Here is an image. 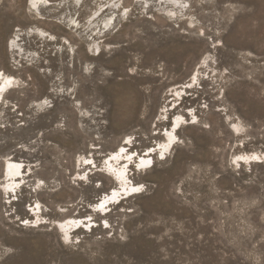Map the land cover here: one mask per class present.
Returning <instances> with one entry per match:
<instances>
[{
    "label": "rangeland",
    "instance_id": "374dc122",
    "mask_svg": "<svg viewBox=\"0 0 264 264\" xmlns=\"http://www.w3.org/2000/svg\"><path fill=\"white\" fill-rule=\"evenodd\" d=\"M178 1L0 0V70L17 83L0 105V182L6 157L26 170L0 191V264H264V162L234 161L264 154V0ZM125 138L154 149L150 169L127 170L141 194L91 212ZM71 217L93 228L61 237L51 221Z\"/></svg>",
    "mask_w": 264,
    "mask_h": 264
},
{
    "label": "bare ground",
    "instance_id": "6f19581e",
    "mask_svg": "<svg viewBox=\"0 0 264 264\" xmlns=\"http://www.w3.org/2000/svg\"><path fill=\"white\" fill-rule=\"evenodd\" d=\"M30 0V4H31ZM162 3V0H160ZM164 4L167 5L169 9H167V12L173 13L172 10H174L175 7H178L180 5L181 7H184L183 4H181L178 0H163ZM163 4V3H162ZM169 4H172L173 7ZM115 7V6H114ZM117 8V6L115 7ZM111 20V19H110ZM71 24L75 25L76 22L72 19ZM111 26V25H110ZM109 26V27H110ZM105 28H108V23H106ZM110 29H107V32L105 33V36L108 35V31ZM30 35H33L43 41L48 40L47 37H51L50 35H47L45 31L34 27L31 28L30 30H27ZM12 39V38H11ZM14 39V38H13ZM13 39L10 40L7 43V49L11 50L13 46ZM96 47V46H95ZM200 68H204L203 63H199L197 72L193 74L191 77L190 81L192 83L189 85L192 87L194 82H197L199 80L198 77V72ZM184 84V83H183ZM182 84H177L174 85L169 92L166 94L169 98H173L172 102H177L181 96H180V88ZM17 83L15 82L14 78L7 75L4 73L2 70H0V105H3L4 103V97L7 95L9 92L12 90L16 89ZM175 91L176 94L173 95L172 92ZM4 94V96H3ZM3 96V99H2ZM175 96V97H174ZM178 98H177V97ZM39 108L43 109L44 105L42 103L36 105ZM183 120L184 118L181 115L175 116L171 125V129L167 128V130L164 132L165 135H163V143L160 144L159 148V153L161 158L165 159L167 152L171 151L174 149L176 145V134H174L175 131H178L181 129L183 126ZM232 130L238 132L239 128L238 125L234 124L232 125ZM131 141L129 138H125L123 140L122 145H118L119 147L116 150L111 151L109 154H107L104 157V169L106 172V175L114 182L115 186L111 187L110 192L103 195L102 198H100L96 204L91 205L90 211L96 212L99 214H106L107 209L110 207L114 206L119 200L123 199H129L132 196L138 195L139 193L141 194L142 186L140 184H135L129 179V175L127 174V170L130 167L131 163H134L133 165L135 166V170L138 172H145L148 169H150V165L154 160H152L151 156L152 153L154 152V149L147 147V149L144 150V154H139L137 151L131 150ZM156 153V154H157ZM80 158L78 159L77 163L79 166L86 165V166H91L90 164L94 165V162H90L87 160V158H83L84 164L81 163ZM91 160V159H90ZM234 161L236 163H252V162H264V154H259V153H246L242 154L239 156L234 157ZM24 162L20 161H15L13 157H6L3 159V173L1 177V187L0 189L1 193L6 195H10V192H17L18 187L21 185L22 182L20 180L22 179L23 182H25V176L22 175V173L26 172L24 169ZM96 168V166H92ZM31 170V169H30ZM28 169V172H30ZM97 170V169H96ZM27 172V173H28ZM80 176V175H79ZM19 177H22L21 179ZM29 177V176H28ZM40 184V183H39ZM41 188V187H40ZM35 190H40L35 188ZM17 196V193H16ZM100 210V211H99ZM29 214L35 218L34 221L27 220L26 223L28 225L36 226V224H41V218L40 216V208L39 204L37 203L35 206L30 205L28 208ZM61 211V210H60ZM89 217V216H88ZM53 227L57 230V232L61 235V237H67L71 231H75L77 228L83 229V228H93V223L90 218L86 217H80V218H67L65 220H56V221H51ZM94 222V221H93ZM95 223V222H94ZM24 224V222H23ZM96 226V225H95ZM108 227V223L104 222L101 224V227ZM70 235V234H69Z\"/></svg>",
    "mask_w": 264,
    "mask_h": 264
}]
</instances>
